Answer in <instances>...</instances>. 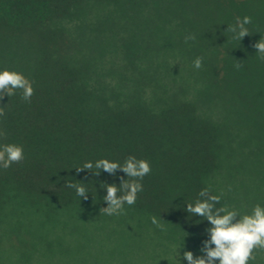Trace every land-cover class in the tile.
I'll use <instances>...</instances> for the list:
<instances>
[{
    "label": "trees",
    "instance_id": "trees-1",
    "mask_svg": "<svg viewBox=\"0 0 264 264\" xmlns=\"http://www.w3.org/2000/svg\"><path fill=\"white\" fill-rule=\"evenodd\" d=\"M139 1L0 0V65L24 72L35 89L31 102L19 93L0 100V142L25 149L23 161L0 171V264H82L90 256L125 264L133 246L143 257L150 245L170 257L167 244L181 236L185 250L198 255L208 222L187 220L177 205L210 187L224 193L222 203L245 207V183H235V199L220 177L229 144L238 140L236 117L264 114L253 48L264 35V0H220L236 17H252L251 38L195 36L189 44L188 35L167 31L176 22L171 16L163 26L138 27ZM197 56L199 70L192 66ZM129 155L151 163L144 190L124 215H99L106 205L98 181L112 177L74 168ZM79 180L89 181L86 200L65 187Z\"/></svg>",
    "mask_w": 264,
    "mask_h": 264
},
{
    "label": "clouds",
    "instance_id": "clouds-1",
    "mask_svg": "<svg viewBox=\"0 0 264 264\" xmlns=\"http://www.w3.org/2000/svg\"><path fill=\"white\" fill-rule=\"evenodd\" d=\"M251 23V16H238L233 24H226L227 29L223 32H230L232 39L241 43L245 36L250 35L246 26ZM189 39L195 38L186 37L185 42ZM253 48L258 58L264 60V35L259 33V39ZM192 66L197 70L201 69L203 57L197 56L192 61ZM234 67L239 70L241 65L236 63ZM34 91V82L24 72L0 65V100L19 93L24 102H31ZM4 115L5 108L0 106V117ZM3 135L4 133L0 132V137ZM24 159L25 149L22 144L0 142V171L7 170ZM74 169L77 172L87 170L94 177H99L102 173L112 177L111 183L98 181L99 191L104 193L102 200L106 205L100 208L99 215L108 217L124 215L126 206L136 204L138 194L144 190L142 181L152 172L150 161L135 155H129L123 161L100 157L87 160ZM118 173L124 175L120 176ZM88 183L89 181H66L65 187L72 189L81 201L82 198L88 199L91 194ZM96 184L92 187L98 194ZM223 196V192L213 194L210 187H204L191 201H183L182 205H177L187 213V220L192 221L198 217L196 220L207 221L208 224L203 233L206 238L201 241L198 255H194L191 250H185V236L167 244L173 264H250L256 260V252L264 250V202H256L250 208L242 210L232 203H222ZM161 220L160 216L150 217L151 224L164 231Z\"/></svg>",
    "mask_w": 264,
    "mask_h": 264
},
{
    "label": "rangeland",
    "instance_id": "rangeland-1",
    "mask_svg": "<svg viewBox=\"0 0 264 264\" xmlns=\"http://www.w3.org/2000/svg\"><path fill=\"white\" fill-rule=\"evenodd\" d=\"M140 0L139 1V14H137L136 20L138 21V27L143 28V31H147L155 26H163L164 17L171 16L172 20L176 18V22L167 25V31L172 32L173 35H188L211 37L213 41L219 42L220 36H230V32H223L227 29V25H231V22H235L236 14L234 10H223L222 2L220 0ZM232 1V0H231ZM171 3L172 7L164 6V3ZM162 6V7H161ZM229 8L232 7L228 4ZM103 12V11H102ZM224 12V13H223ZM130 13L133 14V11ZM136 14V13H135ZM225 22V25L223 24ZM227 24V25H226ZM166 27V26H165ZM249 29V28H248ZM261 34V33H260ZM262 35V34H261ZM251 38V34L249 35ZM205 39H203L204 41ZM189 44V41L185 42ZM238 43V42H237ZM248 43V42H247ZM253 44V43H251ZM235 45V43H234ZM249 45V44H248ZM228 44L224 42L223 48H228ZM238 44L235 48L230 45L231 55L236 52ZM245 46V45H243ZM228 60L231 58L228 54ZM237 58V56L235 57ZM230 62V61H229ZM261 69L259 80L264 84V60H261ZM236 118L238 126H236L238 140L233 144H229L228 158L224 161V169L226 175L220 177V181L226 183L227 190L233 194L235 199H240V189L238 186L240 182H244L248 189H245L249 198L243 202L240 201L246 208L248 200H252L255 196L264 197V114L258 117H250L240 115ZM239 133V134H238ZM257 145L259 146L258 148ZM255 161H254V160ZM238 183V186L235 185ZM238 190V191H237ZM255 203L257 200H255ZM245 203V204H244ZM248 206V205H247ZM251 206L249 205L248 208ZM133 246L129 251V259L125 264H173V261L169 256H160L161 253L156 252L154 254L155 247L150 245L149 257H143L135 254L137 248ZM128 251V250H127ZM165 255V254H164ZM170 259H168V258ZM82 264H105V262L97 263L92 256L88 260H83ZM119 264V263H118ZM124 264V263H122ZM250 264H264V250H259L256 253V260L250 262Z\"/></svg>",
    "mask_w": 264,
    "mask_h": 264
}]
</instances>
